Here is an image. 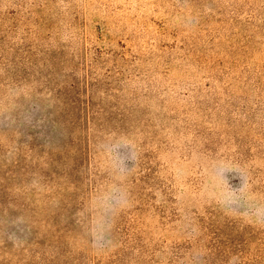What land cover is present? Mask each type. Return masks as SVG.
<instances>
[{
	"label": "rangeland",
	"instance_id": "rangeland-1",
	"mask_svg": "<svg viewBox=\"0 0 264 264\" xmlns=\"http://www.w3.org/2000/svg\"><path fill=\"white\" fill-rule=\"evenodd\" d=\"M0 264H264V0H0Z\"/></svg>",
	"mask_w": 264,
	"mask_h": 264
},
{
	"label": "clouds",
	"instance_id": "clouds-1",
	"mask_svg": "<svg viewBox=\"0 0 264 264\" xmlns=\"http://www.w3.org/2000/svg\"><path fill=\"white\" fill-rule=\"evenodd\" d=\"M135 146L132 144L130 140L127 138H121L113 143L110 147H108L107 151L111 154L113 160V166L119 169L121 172L124 171L125 168V160L129 157L127 156L125 151L123 150H131ZM227 171H232L235 174L233 175L232 179L240 180L244 187L238 190H231L225 187V193L218 199V203L222 205H237L238 207H243L245 211L243 213H238L241 216L249 217L251 221V213L248 211L251 207L254 206L255 197L251 194L247 193L245 189L247 188V181L245 176L242 174V166L234 162H227V161H220L219 162V169L218 171H214V178L221 184L227 185V180L224 178L223 173ZM114 192L118 193L112 196V200L115 201V204H107L105 207V212L109 211L110 209L119 206L121 209H124L129 204V199L125 198V194L120 192L118 189H114ZM233 212L236 210L233 209ZM259 211V209H257ZM256 224H260L259 218L256 221H253ZM92 238V244L94 247L97 248H104L110 241L105 240L104 238V217L101 216L96 219L94 226L90 232Z\"/></svg>",
	"mask_w": 264,
	"mask_h": 264
}]
</instances>
